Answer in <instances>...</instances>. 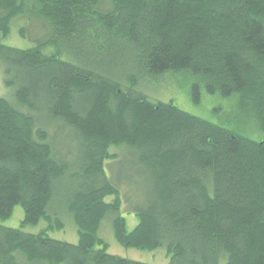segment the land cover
I'll use <instances>...</instances> for the list:
<instances>
[{
    "label": "trees",
    "instance_id": "obj_1",
    "mask_svg": "<svg viewBox=\"0 0 264 264\" xmlns=\"http://www.w3.org/2000/svg\"><path fill=\"white\" fill-rule=\"evenodd\" d=\"M19 19L45 34L4 44ZM0 67V220L24 210L21 228L0 225V264H148L108 253L104 219L169 264H264V138L142 91L180 73L192 102L237 95L264 134V0H0ZM38 110L72 135L75 164ZM67 182L75 244L47 233L63 226L49 206Z\"/></svg>",
    "mask_w": 264,
    "mask_h": 264
},
{
    "label": "rangeland",
    "instance_id": "obj_2",
    "mask_svg": "<svg viewBox=\"0 0 264 264\" xmlns=\"http://www.w3.org/2000/svg\"><path fill=\"white\" fill-rule=\"evenodd\" d=\"M21 27L24 29L26 37L21 36L19 33ZM44 34L45 31H39L33 20L30 22L27 20H24V22L23 20H15L11 24L10 33L3 38L2 42L13 47L24 48L29 46L30 39L35 35L42 36ZM188 88L189 81L186 76L180 73H167L155 82L148 83L146 81L142 86V91L146 93L149 99L165 102L172 101L180 109L188 113L221 124L250 139L261 140L264 138V134L258 126L259 124L254 122V118L251 117L250 113L247 111L243 112L239 108L237 95L223 97L217 94L203 93L200 102L194 103L190 99ZM6 96L10 97L11 91L3 83L0 67V97L5 98ZM37 113V118L40 119L39 121L42 124L48 122L45 126L50 127V141L54 146L53 148H55L56 156L60 159L66 158L71 164H75L78 150L72 135L68 134V131L60 129L57 125V127L53 125L44 116L45 113L42 110H38ZM117 165L122 168L120 164ZM68 185L67 182L56 187V196L49 206V211L58 216L63 222V226L52 227L47 233L53 239L75 244L78 241V232L65 208L66 186ZM107 200L109 201L111 198ZM123 216L126 218L128 229H132L138 222L137 217L132 213H123ZM23 218L24 210L22 206L16 205L12 215L5 220H0V225L10 228H21ZM48 224L49 221L41 219L38 224L26 225L22 227V230L27 233H38L47 229ZM98 235L107 243V251L110 254L148 264H169L165 251L161 248L154 250L147 248L137 249L119 244L113 234L111 219L110 221L107 219L102 221Z\"/></svg>",
    "mask_w": 264,
    "mask_h": 264
}]
</instances>
